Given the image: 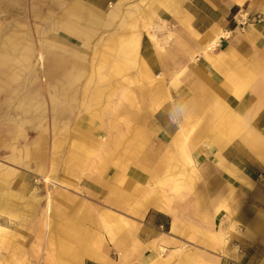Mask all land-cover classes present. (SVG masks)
<instances>
[{
  "label": "rangeland",
  "instance_id": "374dc122",
  "mask_svg": "<svg viewBox=\"0 0 264 264\" xmlns=\"http://www.w3.org/2000/svg\"><path fill=\"white\" fill-rule=\"evenodd\" d=\"M117 1L106 9L116 16L136 4ZM53 2L0 0V264H178L174 254H200L143 244L139 210L151 197L165 210L199 202L203 171L191 147L206 118L170 125L179 85L137 83L135 62L126 70L104 60L103 36L92 44L89 83L60 78L62 44L39 19ZM77 66L76 77L86 63ZM85 247L102 261L78 255ZM195 254L185 264H204Z\"/></svg>",
  "mask_w": 264,
  "mask_h": 264
},
{
  "label": "crops",
  "instance_id": "0c3cea01",
  "mask_svg": "<svg viewBox=\"0 0 264 264\" xmlns=\"http://www.w3.org/2000/svg\"><path fill=\"white\" fill-rule=\"evenodd\" d=\"M114 1L56 0L50 4L55 9L47 5L45 14L41 11L45 35L56 30L62 44L55 51L60 78L89 83L92 44L103 36L105 61L119 60L126 70L128 61L135 62L137 83L153 89L160 83L179 85L174 97L191 101L185 122L206 118L190 155L202 165L199 202H185L183 208L169 204L165 210L152 197L146 199L139 210L141 241L157 240L167 252L177 246L200 251L174 254L178 264L193 254L204 264H264V20L239 31L233 19L239 6L264 13V0H136L120 16L106 11ZM224 31H231L229 38L220 37ZM160 32L164 41L159 42ZM47 46L41 42L42 51ZM77 63L86 66L76 77ZM222 230L231 231L225 240ZM96 253L78 250L81 257L102 261ZM150 256L157 258V252Z\"/></svg>",
  "mask_w": 264,
  "mask_h": 264
},
{
  "label": "built area",
  "instance_id": "2783aa9c",
  "mask_svg": "<svg viewBox=\"0 0 264 264\" xmlns=\"http://www.w3.org/2000/svg\"><path fill=\"white\" fill-rule=\"evenodd\" d=\"M235 29L244 31L249 25L261 23L264 20V13L250 10L247 6H239L233 15ZM231 31H224L220 36L222 39L229 38ZM218 42V40H217Z\"/></svg>",
  "mask_w": 264,
  "mask_h": 264
},
{
  "label": "clouds",
  "instance_id": "9594fccd",
  "mask_svg": "<svg viewBox=\"0 0 264 264\" xmlns=\"http://www.w3.org/2000/svg\"><path fill=\"white\" fill-rule=\"evenodd\" d=\"M191 111V101L187 98L175 102L169 106L166 113L167 121L172 126H178L185 121Z\"/></svg>",
  "mask_w": 264,
  "mask_h": 264
},
{
  "label": "bare ground",
  "instance_id": "6f19581e",
  "mask_svg": "<svg viewBox=\"0 0 264 264\" xmlns=\"http://www.w3.org/2000/svg\"><path fill=\"white\" fill-rule=\"evenodd\" d=\"M217 44V41H213L212 43H210V45H209V49L210 48H212V47H214L215 45ZM213 49V48H212ZM210 121V120H209ZM212 121V120H211ZM210 121V122H211ZM210 122H208V123H210ZM207 124V123H206ZM206 127V126H205ZM210 128H211V126H209ZM207 130V129H206ZM210 130V129H209ZM211 131V130H210ZM47 182L49 181V180H47V179H45ZM50 182V181H49ZM62 186V185H61ZM149 199V198H148ZM146 201V200H145ZM148 202H150V201H148ZM146 203V202H145ZM156 207V206H155ZM85 255H87V256H89V255H91L89 252H85L84 253ZM97 255V253L95 254V256ZM98 256H100V255H98ZM97 259H99V258H97ZM102 260V259H101Z\"/></svg>",
  "mask_w": 264,
  "mask_h": 264
}]
</instances>
